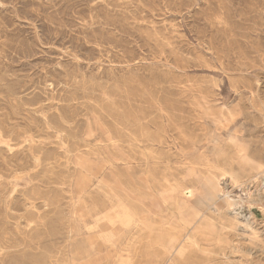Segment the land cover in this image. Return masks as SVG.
<instances>
[{"label":"rangeland","instance_id":"374dc122","mask_svg":"<svg viewBox=\"0 0 264 264\" xmlns=\"http://www.w3.org/2000/svg\"><path fill=\"white\" fill-rule=\"evenodd\" d=\"M0 256L264 264V0H0Z\"/></svg>","mask_w":264,"mask_h":264},{"label":"bare ground","instance_id":"6f19581e","mask_svg":"<svg viewBox=\"0 0 264 264\" xmlns=\"http://www.w3.org/2000/svg\"><path fill=\"white\" fill-rule=\"evenodd\" d=\"M135 143H136V142H135ZM254 172H255V171H254ZM254 172H253V173H254ZM200 174H201V173H200ZM201 176H203V175H201ZM220 177H221V176H220ZM205 179H206V178H205ZM212 179H213V182H214V181H215L214 178H212ZM208 180H211V179L208 178ZM201 181H202V180H201ZM163 182H164V181H163ZM163 182H162V183H163ZM199 182H200V181H199ZM216 182H217V181H216ZM250 182H251V181H250ZM164 183H165V182H164ZM167 184H168V182H167ZM176 184H177V183H176ZM202 185H203V184H202ZM211 185H212V184H211ZM166 187H167V186H166ZM176 187H177V186H176ZM208 187H209V186H208ZM216 187H217V186H216ZM163 188H164V187H163ZM209 188H210V187H209ZM152 189H153V188H152ZM161 189H162V188H161ZM177 189H178V187H177ZM210 189H211V188H210ZM162 190H163V189H162ZM168 190H169V189H168ZM170 190H171V189H170ZM212 190H213V189H212ZM154 191H155V190H154ZM179 191H180V190H179ZM213 192H214V191H213ZM219 192H220V191H219ZM115 193H116V192H115ZM186 193H187V192H186ZM115 195H116V194H115ZM185 195H186V194H185ZM221 195H222V194H221ZM189 196H190V194H189ZM200 197H201V196H200ZM202 197H203V196H202ZM202 200H203V199H202ZM215 200H216V199H215ZM227 200H229V199H227ZM222 201H223V200H222ZM193 202H194V201H193ZM199 202H200V201H199ZM226 202H229V201H226ZM226 202H225V203H226ZM200 203H202V202H200ZM212 203H213V202H212ZM233 203H234V202H233ZM196 204H197V203H196ZM198 204H199V203H198ZM199 205H200V204H199ZM129 206H130V205H129ZM196 206H197V205H196ZM203 206H204V205H203ZM227 206H228V205H227ZM125 207H126V206H125ZM198 207H199V206H198ZM200 207H201V206H200ZM200 207H199V208H200ZM204 208H206V206H205ZM204 208H203V209H204ZM126 209H128V208H126ZM229 210H230V209H229ZM238 210H239V209H238ZM209 211H210V210H209ZM215 212H216V211H215ZM150 213H151V212H150ZM162 213H163V212H162ZM197 213H198L197 209H194L193 211H191V214H188L185 218H186V219H190V216H191V218H192V217H194L193 215H196ZM113 214H114V213H112V215H113ZM142 214H143V213H142ZM223 214H224V213H223ZM230 214H231V213H230ZM246 214H247V213H246ZM107 215H108V213H107ZM204 215H205V214H204ZM232 215H233V214H232ZM243 215H244V213H243ZM148 216H149V215H148ZM170 216H171V215H170ZM207 216H208V215H207ZM212 216H213V214H212ZM219 216H220V215H219ZM248 216H249V215H248ZM114 217H116V216H114ZM168 217H169V216H168ZM176 217H177V215H176ZM210 217H211V216H210ZM217 217H218V216H217ZM232 217H233V216H232ZM232 217H231V218H232ZM237 217H238V216H237ZM211 218H212V217H211ZM220 218H221V217H220ZM220 218H219V219H220ZM231 218H229V219H231ZM150 219H151V218H150ZM209 219H210V218H209ZM212 219H213V218H212ZM219 219H218V220H219ZM112 220H113V219H112ZM112 220H111V221H112ZM140 220H141V219H140ZM142 220H143V219H142ZM157 220H158V219H157ZM207 220H208V219H207ZM220 220H221V219H220ZM244 220H245V219H244ZM163 221H164V220H163ZM213 221H214V219H213ZM215 221H216V220H215ZM215 221H214V222H215ZM228 221H229V220H228ZM114 222H115V221H114ZM114 222H113V223H114ZM142 222H143V221H142ZM238 222H239V221H238ZM242 222H243V221H242ZM109 223H110V222H109ZM144 223H146V222H144ZM159 223H160V222H159ZM215 223H216V222H215ZM110 224H111V223H110ZM136 224H137V223H135V225H136ZM153 224H154V223L152 222L151 225H153ZM155 224H157V223L155 222ZM240 224H241V223H240ZM112 225H113V224H112ZM135 225H134V226H135ZM170 225H171V224H170ZM113 226H114V225H113ZM140 226H142V225H140ZM140 226H139V229H140ZM143 226H144V225H143ZM202 226H203V225H202ZM204 226H205V225H204ZM232 226L235 227V225H232ZM243 226H244V225H243ZM250 226H251V225H250ZM137 227H138V226H137ZM145 227H146V226H145ZM150 227H151V226H150ZM153 227H154V226H153ZM173 227H175V226H173ZM177 227H178V226H177ZM194 227H195V226H194ZM246 227H247V226H246ZM155 228H156V227H154V229H155ZM162 228H163V227H162ZM169 228H171V226H170ZM239 228H240V227H239ZM136 229H137V228H136ZM151 229L153 230V228H151ZM163 229H164V228H163ZM174 229H175V228H174ZM236 229H237V228H235V230H236ZM243 229H244V228H243ZM247 229H249V228H247ZM250 229H251V227H250ZM164 230H165V229H164ZM170 230H171V229H170ZM191 230H192V229H191ZM216 230H217V229H216ZM239 230H240V229H239ZM155 231H156V230H155ZM192 231H193V230H192ZM198 231H199V230H198ZM198 231H196V233H197ZM149 232H150V231H149ZM162 232H163V231H162ZM170 232H171V231H170ZM183 232H184V230H183ZM208 232H209V231H208ZM251 232H252V231H251ZM163 233H164V232H163ZM163 233H162V234H163ZM196 233H195V234H196ZM201 233H203V232H201ZM243 233H244V232H243ZM153 234H154V232H153ZM157 234L159 235V232H158ZM162 234H161V235H162ZM167 234H169V233H167ZM167 234H166V235H167ZM171 234H173V232H172ZM199 234H200V233H199ZM220 234H221V233H220ZM155 235H156V234H155ZM173 235H174V234H173ZM190 235H191V234H190ZM202 235H203V234H202ZM238 235H239V234H238ZM149 236H151V235H149ZM159 236H160V235H159ZM159 236L156 235V237H159ZM162 236H163V235H162ZM178 236H179V235H178ZM181 236H183V235H181ZM194 236H195V235H194ZM200 236H201V235H200ZM200 236H199V237H200ZM246 236H247V235H246ZM164 237H165V236H164ZM175 237H176V236H175ZM204 237H205V236H204ZM159 238H160V237H159ZM189 238H190V236H189ZM252 238H253V237H252ZM179 239H180V237H179ZM241 239H242V238H241ZM244 239H245V238H244ZM161 240H163V239H161ZM177 240H178V239H177ZM190 240H191V239H190ZM184 241H185V240H184ZM239 241H241V240H239ZM158 242H159V241H158ZM169 242H170V241H169ZM190 242H191V241H190ZM190 242H189V243H190ZM172 243H173V242H172ZM185 243H186V242H185ZM155 245H156V244H155ZM195 246H196V245H195ZM235 246H237V245H235ZM155 247H156V246H155ZM159 247H160V246H159ZM218 247H219V246H218ZM240 247H241V246H240ZM160 248H163V247H160ZM220 248H221V247H220ZM224 248H225V247H224ZM237 248H238V247H237ZM237 248H236V249H237ZM172 249H173V248H172ZM172 249H170L169 251H171ZM197 249H198V247H197ZM162 250L164 251V248H163ZM165 250H166V249H165ZM239 250H240V249H239ZM167 252H168V251H167ZM160 253H161V252H160ZM170 253H171V252H170ZM202 253H203V252H202ZM231 253H232V252H231ZM168 254H169V253H168ZM156 255H157V254H156ZM165 255H166V254H165ZM165 255H164V256H165ZM223 255H224V254H223ZM223 255H222V256H223ZM1 256H2V255H1ZM1 256H0V257H1ZM170 256H171V255H170ZM166 257H167V256H166ZM161 258H163V257H161ZM171 258H172V257H171ZM1 259L3 260L2 257H1ZM178 260H179V259H178ZM229 260H230V259H229ZM156 261H157V260H156ZM154 262H155V261H154ZM170 262H171V261H170ZM172 262H173V261H172ZM192 262H193V261H192ZM1 263H2V262H0V264H1ZM155 263H156V262H155ZM152 264H153V263H152Z\"/></svg>","mask_w":264,"mask_h":264}]
</instances>
